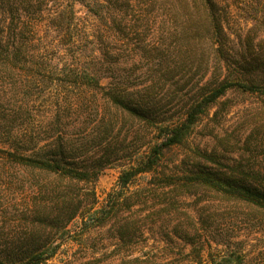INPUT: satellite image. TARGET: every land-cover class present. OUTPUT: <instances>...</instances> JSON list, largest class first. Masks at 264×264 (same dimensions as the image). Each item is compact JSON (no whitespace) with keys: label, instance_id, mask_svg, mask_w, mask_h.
<instances>
[{"label":"rangeland","instance_id":"obj_1","mask_svg":"<svg viewBox=\"0 0 264 264\" xmlns=\"http://www.w3.org/2000/svg\"><path fill=\"white\" fill-rule=\"evenodd\" d=\"M216 1L225 20L223 43L231 69L240 66L236 61L254 66L233 76L263 85L264 0ZM160 5L139 36L108 44L86 42L101 24L79 3L74 5L78 36L73 45L63 49L55 31L39 28L60 67L81 52L80 61L99 70L101 86L113 81L127 84L136 95L141 90L151 115L146 120L125 113L107 104L102 90L79 88L63 74L45 84L41 102L32 95L38 90L26 89L31 100L25 120L34 125L44 112L53 116L64 95L82 90L96 98V106L73 107L62 116L72 153L88 167L96 164L88 181H79L0 157V264H18L41 251L54 254L40 264H132L135 259L141 263L133 264H215L230 252L243 255L244 264H264V209L195 179L203 169L249 183L261 176L264 181V93L227 90L198 116L181 144L163 150L153 170L119 186L120 174L163 140L161 127L181 122L190 104L227 72L209 38L192 37L197 14L188 18L179 0H160ZM13 82L0 76L4 150L21 127L19 98L13 95L24 88Z\"/></svg>","mask_w":264,"mask_h":264},{"label":"trees","instance_id":"obj_2","mask_svg":"<svg viewBox=\"0 0 264 264\" xmlns=\"http://www.w3.org/2000/svg\"><path fill=\"white\" fill-rule=\"evenodd\" d=\"M179 2L186 8L188 18L197 14L199 25L191 33L192 37L200 40L205 36L209 38L210 48L213 49L215 55H220L219 57H223L227 63V72L216 82L208 94L190 104L181 122L161 127L160 132L165 133L163 140L152 147L147 156L131 166L130 170L120 174V188L127 187L137 174L153 170L158 165L163 150L181 144L191 132L198 116L204 113L227 90L237 88L242 91L264 93V84L260 85L247 80L241 81L233 76L236 75L237 69L244 67L248 71L250 68L254 69V66L250 62L246 64L242 62V64L236 61L240 66L236 70L231 69V63H228L223 43L227 36L225 20L218 2L216 0H179ZM75 3L85 7L87 12L96 16L101 24V29L97 33L91 34L93 36L91 40H88V36H86V42L91 43L92 40H97L98 43L104 44H108L116 38L119 39V37L128 40L130 35L139 36L142 25L147 27L157 16L154 11L160 10L162 6L160 0H0V76H9L15 80L13 83L17 89L24 88L22 93L19 90L13 95V97L19 98L21 127L15 133L14 141H10V146L5 150L0 149V157L33 171L54 173L60 176H70L79 181H88V174L95 169L96 163L88 167L84 161L79 160L80 154L72 153L75 148L67 144L62 116L65 112H70L73 107L80 110L82 106L85 108L96 106V98L84 95L82 90L72 97L64 95V102L57 103L55 114L53 116L46 112L40 114L43 120L34 125L33 122L25 120L26 114L30 110L29 102L31 100L26 89L34 87L38 90H35L36 94L32 95L41 102L45 84L48 81L47 84H49L54 75L63 74L67 78L73 77L74 81L69 80V83H75L79 88L89 89L92 87L102 90L107 104L115 106L125 113L149 120L151 112L149 111V102L146 101L144 95H141V90L137 91L140 93L136 95V90L130 89L127 84L121 86L118 82L115 84L113 81L114 84L110 82L106 87L101 86L99 82L101 76L97 74L99 70L91 62L82 63L80 61L82 60L81 52L68 56V62H64L61 67L55 61L56 57H53L49 49L51 45L46 40L47 35H40L39 28L43 27L45 33L55 31L62 40V45H65L63 49L73 45L76 41L74 37L78 36L75 33L77 27ZM170 4L173 3L170 2ZM262 19L264 22V16ZM105 54L109 57L113 55L108 47H106ZM257 64H259L258 66L262 65L258 62ZM4 132L6 131L0 130V147H4L2 138ZM195 179L215 187L217 191L228 193L264 209L262 176L259 181L257 179V183H249L233 174L206 172L202 169ZM75 214L76 210L69 213L67 218H73ZM104 219L105 216L101 217L99 223L102 224ZM53 254L54 251L49 253L33 252L27 255V258L19 259L18 264H40L52 257ZM218 259L219 262H215V264H244L243 255L239 256L232 252L228 255H221ZM130 262L138 263L140 261L135 259Z\"/></svg>","mask_w":264,"mask_h":264}]
</instances>
